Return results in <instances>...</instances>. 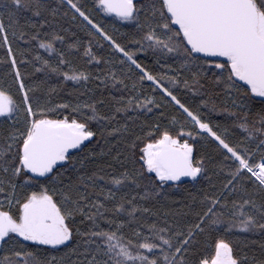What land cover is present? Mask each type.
Returning <instances> with one entry per match:
<instances>
[{
    "label": "snow or ice",
    "instance_id": "snow-or-ice-1",
    "mask_svg": "<svg viewBox=\"0 0 264 264\" xmlns=\"http://www.w3.org/2000/svg\"><path fill=\"white\" fill-rule=\"evenodd\" d=\"M61 18L87 41L68 42ZM0 48V264H264L240 239L264 236V0H0ZM74 58L104 68L94 76ZM50 74L62 80L45 89ZM92 80L110 90V110L103 91L52 99L68 81L87 94ZM154 110L167 123L130 128V112ZM213 114L243 135L231 139ZM198 145L225 179L190 194L191 220L170 221L153 202L210 181Z\"/></svg>",
    "mask_w": 264,
    "mask_h": 264
},
{
    "label": "trees",
    "instance_id": "trees-1",
    "mask_svg": "<svg viewBox=\"0 0 264 264\" xmlns=\"http://www.w3.org/2000/svg\"><path fill=\"white\" fill-rule=\"evenodd\" d=\"M80 3L85 5L88 8H91L93 0H80ZM53 6H55V0H53ZM30 13H22L19 22L21 25L24 24V16H30ZM95 15V13H94ZM102 16V14H101ZM101 16H97V19H100ZM105 23H107L110 27L111 21L113 18L111 17H103ZM5 23H7V17L5 16ZM60 25L64 28L69 29V32L67 35L68 42H72L76 37H80L83 39L85 42L87 41V37L84 35L82 31H80L77 27H75L72 22L67 19V18H61L60 20ZM28 31H31V29H28ZM122 32H130V29L127 27L121 28ZM75 33L76 36H72L71 33ZM63 34V33H62ZM9 39H12L11 35L9 36ZM118 39L121 40L122 43L127 44L128 40L127 38L123 36H118ZM18 43V41H13V46ZM59 47V45H57ZM129 47H131L129 45ZM4 49L0 48V58L4 56ZM40 53L42 56L45 58L51 59V57L48 56L46 52L43 50H40ZM138 58L142 60L145 64H147L150 68H154L157 71H165V69H159L157 66H155L152 62L151 56H144L143 54H137ZM73 63L81 68H85L87 71L91 72L94 76L97 75V68H104V65L101 64L99 66L96 65H85L83 61L79 58H74ZM39 66V65H38ZM116 68L119 69V65H116ZM24 71V68L21 69ZM7 69L5 68L4 65H0V75H2L4 72H6ZM28 72H32L31 66L27 67ZM119 74V73H118ZM33 79L40 80L44 79V74L43 73H35L33 76ZM62 80V77H57L55 74H50V77L48 78L47 85L45 86V89L48 85L51 86H56L59 81ZM3 81H0L2 83ZM127 83L131 84V81H126ZM99 81L97 80H92L88 83L87 87L91 89L92 91L88 92L87 94H82L84 92V89L77 84H74L71 81H68L65 83L63 88H57L56 93L53 95L52 99L57 102H62V101H72L75 102L77 99L84 101L89 98H96L100 96L101 91H103L104 99H105V105L102 106V111H108L111 108V105L113 101L109 98L110 96V90L109 89H100L97 87ZM45 89H42L37 92V95H43V92ZM178 91L181 93V99L183 100H188L191 102L192 100H197L198 98L196 97H191V93H185V91L181 88L178 89ZM71 93V94H69ZM111 95L114 96H120V92H116L114 90H111ZM123 95L127 96L128 92L125 91ZM191 98V99H190ZM217 99L219 102L222 100L220 97H214ZM165 111V117L171 112V109L164 110ZM130 116H138V119L135 121H129V126L130 128L136 132L139 133L141 130V126L145 124V122H152L153 120L157 119L159 117V111L154 110L153 113H143V112H130ZM165 117H159L160 121L163 123H167V120ZM212 119L214 122L219 121L223 126L226 124L229 126V131L231 133L230 138L231 139H237L243 134L240 132L239 129L237 128H232L231 121L225 120V117L223 115H212ZM8 128V124H0V133H6ZM110 143L105 144L104 141H100L99 146L97 147V151L100 150L101 147L107 149L111 147V143H114L113 138H109ZM124 149L123 144H117L115 148L112 149V154L115 155L117 151H122ZM198 150L200 153L204 154L206 158L209 159V164H208V175L210 177L209 180H202L200 182V185L197 187H192L191 184L188 185V190L185 191L183 187L181 188H174L170 191L169 193V198L167 200L160 199L158 202H153L154 206L158 209H161L162 211H167L169 213H174L176 214L175 216L169 215L167 218L171 220H180L181 222L185 220H191L193 217L191 215L189 216H184L183 213L188 212V208L186 205L190 202V194L191 196H197L201 194V189L202 188H209L210 189V184H215L216 188L218 189L221 185V183L225 179V173H219V170L215 167V162L219 160L220 158L216 155L214 150L212 149L211 146L204 147V146H199L198 145ZM104 159H110V158H104ZM91 167V166H90ZM111 171V170H108ZM218 173V174H217ZM211 190V189H210ZM163 219V217H161ZM240 239L244 240L247 243V248L245 249L246 252H248L249 256L251 257L252 255H255L257 259L264 258V253L261 252L260 249V242L264 240V236H261L259 234L256 235H247L241 234ZM252 241H256V243H252Z\"/></svg>",
    "mask_w": 264,
    "mask_h": 264
}]
</instances>
